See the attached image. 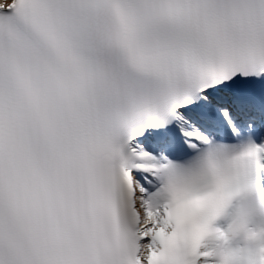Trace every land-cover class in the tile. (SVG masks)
<instances>
[{
    "label": "snow or ice",
    "instance_id": "obj_1",
    "mask_svg": "<svg viewBox=\"0 0 264 264\" xmlns=\"http://www.w3.org/2000/svg\"><path fill=\"white\" fill-rule=\"evenodd\" d=\"M262 180L264 0H0V264H264Z\"/></svg>",
    "mask_w": 264,
    "mask_h": 264
},
{
    "label": "clouds",
    "instance_id": "obj_2",
    "mask_svg": "<svg viewBox=\"0 0 264 264\" xmlns=\"http://www.w3.org/2000/svg\"><path fill=\"white\" fill-rule=\"evenodd\" d=\"M223 199V192L220 185H217L216 191L209 193L205 196L192 197L191 199L178 205L181 214L188 220L190 224L189 234L193 237H199L207 234L208 232L217 233L215 229H208L198 219H196V212L198 209L206 206L210 201H220ZM222 238L223 233H218ZM261 235H264V226L257 225L255 228H249L244 232V238L249 240H259ZM260 251H264V244L259 246ZM222 264H226V260L222 258Z\"/></svg>",
    "mask_w": 264,
    "mask_h": 264
}]
</instances>
